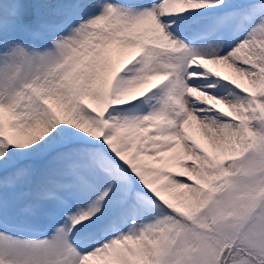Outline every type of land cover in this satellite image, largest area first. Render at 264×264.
<instances>
[{
    "label": "snow or ice",
    "instance_id": "1",
    "mask_svg": "<svg viewBox=\"0 0 264 264\" xmlns=\"http://www.w3.org/2000/svg\"><path fill=\"white\" fill-rule=\"evenodd\" d=\"M0 264H264V0H0Z\"/></svg>",
    "mask_w": 264,
    "mask_h": 264
}]
</instances>
